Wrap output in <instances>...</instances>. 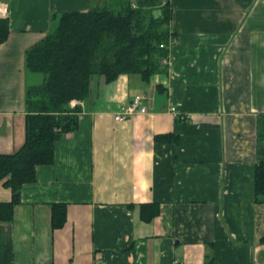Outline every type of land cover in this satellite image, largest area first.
<instances>
[{"label": "crops", "instance_id": "obj_1", "mask_svg": "<svg viewBox=\"0 0 264 264\" xmlns=\"http://www.w3.org/2000/svg\"><path fill=\"white\" fill-rule=\"evenodd\" d=\"M115 0H0V154L25 141V51L66 12ZM164 70L95 77L78 127L55 142L0 222V264H264V0H169ZM145 113L115 115L134 96ZM171 108L175 111L171 112ZM172 134L177 142H156ZM11 190L0 182V203ZM65 206L61 227L52 206ZM143 204L149 208L145 214Z\"/></svg>", "mask_w": 264, "mask_h": 264}, {"label": "trees", "instance_id": "obj_2", "mask_svg": "<svg viewBox=\"0 0 264 264\" xmlns=\"http://www.w3.org/2000/svg\"><path fill=\"white\" fill-rule=\"evenodd\" d=\"M170 16L169 0H115L86 12L61 14L48 33L25 51V71L39 80L30 79L25 91L23 145L0 154V182L11 190V200L0 203V222L12 220L21 187L34 180L36 166L52 163L55 142L77 129L82 105L71 102L89 99L95 77L110 83L121 74H136L148 81L164 70ZM8 32L7 19H0V44ZM177 139L172 134L154 136L156 142ZM254 179L256 201L262 203L264 161L256 164ZM147 208L148 204L141 206L143 214ZM64 217L65 206L54 204L53 227H61Z\"/></svg>", "mask_w": 264, "mask_h": 264}, {"label": "built area", "instance_id": "obj_3", "mask_svg": "<svg viewBox=\"0 0 264 264\" xmlns=\"http://www.w3.org/2000/svg\"><path fill=\"white\" fill-rule=\"evenodd\" d=\"M8 17V7L7 5L0 2V19H5ZM163 47V45H161ZM79 104L82 105V102L72 101L71 105ZM175 109L171 108V112H174ZM146 108L143 105V98L140 95L133 97L131 102L127 104L124 109L115 115L114 119L116 121H123L137 113H145Z\"/></svg>", "mask_w": 264, "mask_h": 264}, {"label": "rangeland", "instance_id": "obj_4", "mask_svg": "<svg viewBox=\"0 0 264 264\" xmlns=\"http://www.w3.org/2000/svg\"><path fill=\"white\" fill-rule=\"evenodd\" d=\"M30 82H32V81H30Z\"/></svg>", "mask_w": 264, "mask_h": 264}]
</instances>
